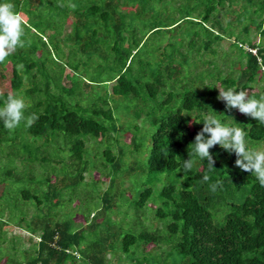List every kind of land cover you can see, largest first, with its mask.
Returning <instances> with one entry per match:
<instances>
[{
	"label": "trees",
	"instance_id": "obj_1",
	"mask_svg": "<svg viewBox=\"0 0 264 264\" xmlns=\"http://www.w3.org/2000/svg\"><path fill=\"white\" fill-rule=\"evenodd\" d=\"M11 2L26 21V45L0 64V84L6 86L0 106L9 94L23 95L30 104L26 115L38 119L14 131L0 122V247L3 228L13 223L37 239L32 252L24 250L25 264H108L107 255L117 250L128 260L122 264H264V187L235 165V153L214 146L210 169L192 145L207 117L225 123L221 114L233 110L217 99L216 82L222 90L264 95V0ZM67 16L71 29L65 32ZM251 27L259 40L248 36ZM225 38L236 51L234 76L221 75L217 61L202 58L207 52L214 58ZM203 63L208 67L200 69ZM260 79L263 84L251 91ZM122 114L130 118L121 120ZM247 118L240 125L254 148L264 143V124ZM125 132L137 153L133 165L121 163ZM89 141L96 144L94 156L109 188L100 198L101 215L90 212L102 216L99 222L82 215L83 225L75 223L74 212L64 219L55 208L71 201L68 190L85 181ZM51 148L63 156L54 158ZM189 157L195 163L186 171ZM125 175L136 216V222L124 219L128 227L110 216L119 194L109 189ZM217 180L222 187L213 192ZM13 188L10 200L3 199ZM149 202L160 229L145 228L138 218ZM24 206L33 211L27 215ZM148 244L161 250L151 253Z\"/></svg>",
	"mask_w": 264,
	"mask_h": 264
},
{
	"label": "rangeland",
	"instance_id": "obj_2",
	"mask_svg": "<svg viewBox=\"0 0 264 264\" xmlns=\"http://www.w3.org/2000/svg\"><path fill=\"white\" fill-rule=\"evenodd\" d=\"M234 9L235 10L233 11L232 14L237 15V13L239 12L237 6H234ZM263 13H264V10H263ZM225 17H226V14H221V13L219 14V18L222 20L223 24H225ZM70 22H71V19L70 17L67 16L65 18V25H64L65 32H68L71 29ZM233 25H235L236 26L235 28L237 29L240 27L241 24L240 23L236 24V22H233ZM248 36L253 39L256 38V40L257 39L259 40L260 38V35L257 34V31L253 27H251ZM232 39L233 38L231 37L229 41H232ZM229 41L228 39L225 38L218 45H216L217 55L214 58L208 52L202 58L203 59H214L215 61H217L221 75H226L227 72L231 71L232 75L234 76L238 72L237 70L238 64L236 62V51L234 48L229 46ZM223 53L224 54L226 53L227 55L226 54L223 55ZM68 60L71 61L70 58ZM205 67H208V66L207 64L203 63L201 64L200 69L205 68ZM80 70L81 68H78V71ZM215 75H217V73L213 72V77ZM262 84H263L262 80L260 79L253 85V88L251 89V91H257ZM215 85L219 93V89H222L220 82L219 81L216 82ZM4 87H6L5 84H0V91H3ZM108 89L110 91V88ZM86 90H90V89L87 88ZM111 103L112 102L110 101V104ZM224 115L226 116L224 120L226 124H231V123L234 124V122H236L237 124H240V122H245L248 119L247 117H249L247 115L241 114L238 111V109H233L230 113H226ZM121 116H122L121 120H126L130 118L129 116H126L123 114ZM230 118H232L234 121H232ZM107 122L109 124L111 123L110 121H107ZM120 139H121V143H123L122 151H121L122 152L121 163H126L129 165L135 164L134 157L137 155V153L135 151V147L133 143L130 140L131 139L130 132H125L124 134H121ZM95 147H96L95 142H92V141L87 142V149L89 150V155L92 160V163L89 164L90 166L88 167V172L87 171L84 172L85 181L83 183H79L77 187L75 188L74 192H72V190H68V194L70 196L72 195L71 201L66 200V199L61 200L60 205L57 208H55L57 210V213L59 212V214L63 216L64 219L69 218L71 214L74 212L75 214L73 216L74 218L73 220L75 221L76 224H83V225L87 224L85 221L86 218L84 219L83 216H89L88 220L89 222L93 221V224L99 222V220L102 217V216H98V215H101V212L99 211V208L101 207L100 198H101V195L103 194V191L109 188L108 187L109 178L106 175L105 171L102 172L99 169L102 161L100 158L94 156ZM254 148L257 150H264V143H259ZM115 149H117V147H115ZM141 151H142L141 153H143V154H140V157H141L140 159L142 161L144 160V157L146 155L145 147H142ZM52 153H53V157L56 159H59L63 156L62 150H54V148H51V155ZM36 168L37 167H35V170ZM59 169L60 167L55 165L52 171L54 172V174H57L59 172ZM64 183L66 182L64 181ZM161 183L162 182L158 183L155 189H158ZM128 186H129V178L128 176L125 175L123 178V183L120 184V186H114L109 189V193H111V195L115 193L119 194L117 197L113 198V202L115 203V205L113 206V212L110 213L111 219L114 221H119L120 225L125 226V227L131 226L130 224L127 225L125 223L128 221V220H124L125 218L129 219L130 221L136 222L135 211L133 208L134 201L130 198V191L126 189V187ZM17 187L19 188V185H17ZM1 189H2V185H0V190ZM14 191L15 189L13 188L12 192L11 191L5 192L3 195V199L10 200V197L13 195ZM121 191L122 192L125 191V193H121L123 194L121 195L120 194ZM128 197L130 199H128ZM116 204H118L119 206H117ZM154 205L155 203L149 202L148 209L147 210L145 209V211L142 212L143 216L141 212L137 215H138L139 220L143 223V227L160 229L162 227L161 220L154 217L152 210L149 209L150 206L153 208ZM118 210L121 211L122 213L123 219L121 221H120L121 213H118L117 212ZM32 211L33 209L31 207L24 206V212L27 215H29ZM92 211L98 213L97 218H94L95 216L92 217V213H90ZM136 224H140V222H137ZM137 227H140V226H137ZM3 237L5 241L2 242L1 247H0L1 253H2L0 264H4V263L15 264V261H19L20 264H25V259L27 257L26 255L32 252L33 250L32 244L34 241L37 240L36 237L34 236L30 239L29 234L28 232H26V230L21 229L19 226L13 223L6 225L3 228ZM12 245H14L13 249L11 248ZM164 247L166 248V246ZM146 249L147 251L151 253H157L161 250L159 247H156L153 244H148L146 246ZM24 250H28L29 253L25 254ZM8 255L11 256L10 260L8 259ZM23 255H25V257ZM107 256L109 258L108 264H122V263L128 262V260L124 258V254L120 252L119 250L115 251L114 254H108Z\"/></svg>",
	"mask_w": 264,
	"mask_h": 264
},
{
	"label": "clouds",
	"instance_id": "obj_3",
	"mask_svg": "<svg viewBox=\"0 0 264 264\" xmlns=\"http://www.w3.org/2000/svg\"><path fill=\"white\" fill-rule=\"evenodd\" d=\"M25 36L26 21L22 14L16 11L15 4L11 0L0 2V64L4 63L17 49L25 47ZM217 99L225 103L227 111L238 109L241 114L250 116L258 120L260 124H264V95L257 98L248 90L228 88L226 90L219 89ZM29 107L30 104L23 95H7L3 106H0V122L9 131L17 129L22 122L25 127H31L38 116L35 113L26 115ZM230 119L234 121L232 118ZM246 137L245 126L236 122L226 124L216 115H212L203 121V128L196 134L194 143H192L194 145L193 152L201 160H207L209 168L214 169L213 165L216 161L210 153V149L219 145L224 151L235 153L237 157L235 165L241 170L255 175L259 184L264 187V150L249 147ZM194 163V159L190 157L184 160V170H191ZM209 179L207 175L203 177L205 182ZM218 186L222 187V181L217 180L210 185L213 192L217 190Z\"/></svg>",
	"mask_w": 264,
	"mask_h": 264
}]
</instances>
